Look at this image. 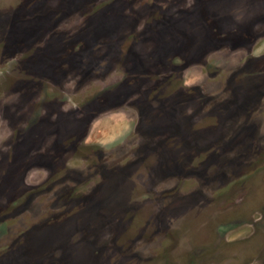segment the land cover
<instances>
[{
    "label": "rangeland",
    "instance_id": "obj_1",
    "mask_svg": "<svg viewBox=\"0 0 264 264\" xmlns=\"http://www.w3.org/2000/svg\"><path fill=\"white\" fill-rule=\"evenodd\" d=\"M0 264H264V0H0Z\"/></svg>",
    "mask_w": 264,
    "mask_h": 264
}]
</instances>
